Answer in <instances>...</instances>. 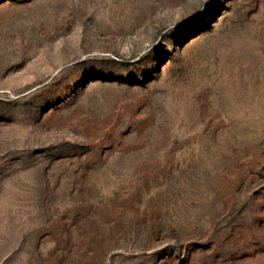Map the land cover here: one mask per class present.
<instances>
[{"label":"rangeland","instance_id":"1","mask_svg":"<svg viewBox=\"0 0 264 264\" xmlns=\"http://www.w3.org/2000/svg\"><path fill=\"white\" fill-rule=\"evenodd\" d=\"M0 264H264V0H0Z\"/></svg>","mask_w":264,"mask_h":264}]
</instances>
